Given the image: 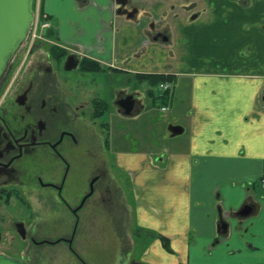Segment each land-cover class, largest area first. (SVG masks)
<instances>
[{"label":"crops","instance_id":"0c3cea01","mask_svg":"<svg viewBox=\"0 0 264 264\" xmlns=\"http://www.w3.org/2000/svg\"><path fill=\"white\" fill-rule=\"evenodd\" d=\"M46 1L48 12L61 16L70 9L68 16L78 18L80 12L76 14L72 0ZM94 1L97 6L82 11L86 30L78 40L90 47L98 34L109 45L117 35L121 60L127 57L125 51L136 56L134 66L128 67L136 75V81L130 76L133 90L139 92L134 115L118 118L139 147H128L125 131L103 135L112 145L119 168L132 175L135 189L131 210L136 224L133 231L129 229L128 241L120 231V211L112 215L117 223L111 225L112 231L107 228L110 225L98 226V232L120 234L114 241L118 242L115 264L120 263L124 241L131 253L127 264H264V0H205L212 20L194 22L183 15L176 22L177 46L185 51L172 60L174 70L168 72L172 90L164 94L151 79L138 82L137 76L164 72L171 60L166 52L155 47L142 51L147 34L143 25L140 29L113 16L110 0ZM159 1L150 0L151 8ZM163 11V7L153 10L157 17ZM119 67L122 81H129L123 76L127 68ZM158 99L160 108L168 109L161 112L169 113V126L184 128L181 135L172 137L168 126L164 138L171 140L161 143L162 148L155 127L164 123L155 125L145 115L150 101ZM145 129L156 138L151 148L146 147ZM119 179L124 186L123 172ZM249 203L255 205L252 211L233 214ZM222 220L230 224L227 232ZM58 245L39 250L35 256L0 247V264H92L86 257L87 241L74 243L83 260L69 245L59 250ZM98 245L102 246L98 249H108L110 239ZM41 251L49 254L42 256Z\"/></svg>","mask_w":264,"mask_h":264},{"label":"flooded vegetation","instance_id":"af4514ba","mask_svg":"<svg viewBox=\"0 0 264 264\" xmlns=\"http://www.w3.org/2000/svg\"><path fill=\"white\" fill-rule=\"evenodd\" d=\"M72 1L76 14L80 12L76 20L68 16L70 9L58 16L48 12L46 0H35L32 30L0 83V247L4 244V233L11 227L23 241L26 240L29 230L38 224L41 210L37 206L51 214L62 212L63 206L76 218L71 236L52 241L38 239L34 233L30 235V241L35 246H55L64 242L83 260L74 248L81 218L93 215L96 210L99 217L116 213L121 208L117 191L121 190L120 195L125 201L134 195L132 175L119 168L112 155V145L103 135L118 127L126 136H131L128 128H122L119 122H115L114 127L111 119L115 118L114 114L126 119L133 116L137 107L135 97L139 92L133 90L135 82L132 81L136 75H132L133 71L128 67L134 66L136 56L130 50L125 51L127 57L121 60L117 35L109 45L108 40L98 34L90 47L78 40L86 30L81 23L82 11L97 6V2ZM110 3L113 16L123 17L140 29L143 25L142 31L147 34L141 43L142 51L155 47L171 59L164 66V72L137 76L138 82L151 79L152 84L159 86L172 84L171 79H158L172 76L168 72L174 70L173 58L180 57L185 51L177 46L176 22L183 15L194 22L212 20L211 10L205 8V0H161L153 3V9L150 0L144 3L110 0ZM159 7L164 11L157 17L153 10ZM112 27L113 19L107 28L112 30ZM120 64L127 68L123 70V76L129 81L127 78L122 81ZM74 71L79 75L73 74ZM84 75H98L104 79L101 88L104 96L98 93V87H94L95 78L87 84L82 79ZM130 104L133 110L128 114L122 107ZM107 115L111 119L103 120ZM99 127L103 130L101 135ZM121 172L125 175V187L119 183ZM112 183H119V189L115 190ZM71 199H75L77 205L74 206ZM249 205L233 214H247L255 207L254 203ZM10 207L31 216L32 228L23 218L10 220ZM234 215L233 218H237ZM123 244L119 264H127L131 255L128 244L125 241ZM131 264L138 263L132 261Z\"/></svg>","mask_w":264,"mask_h":264},{"label":"rangeland","instance_id":"374dc122","mask_svg":"<svg viewBox=\"0 0 264 264\" xmlns=\"http://www.w3.org/2000/svg\"><path fill=\"white\" fill-rule=\"evenodd\" d=\"M42 25V24H41ZM73 74L79 75V73H77V71H74ZM72 74V75H73ZM93 78H95V83L96 85L94 87H98L99 89L97 90L98 93L102 96H104L103 90L101 89L102 86L104 85L103 83V78L99 77L98 75H84L82 76V79L84 81L90 82ZM161 104L162 101L161 100H156L153 101V103L150 101L149 103V108L147 110V112H145V115L150 118V119H154L155 120V125L164 123L162 125L161 128H158V126L155 127V131H156V138L158 141V146L160 148H162L161 143L164 142H168L171 139H165L164 138V133L166 131V128L170 125V123H167L169 117V113L166 114L164 112H161ZM114 119H111L110 117H108V115L103 119L105 121H109L110 119L112 120L113 125L115 124V122H119L118 119V115L114 114ZM120 118V117H119ZM130 120V119H129ZM121 122V121H120ZM148 122V121H147ZM175 123V122H172ZM119 124V123H117ZM116 124V125H117ZM149 125V122H148ZM115 127V125H114ZM117 133L119 132L118 127L113 128L112 133ZM151 130H143L144 135L147 134V148H151V146L153 145V139L156 140V138L152 137V134L150 133ZM103 132V130L99 127L98 128V133L101 135ZM149 133V134H148ZM126 136V135H125ZM133 133H131V136L128 135L126 136L127 139L129 140L128 143V147H130L132 150H135L139 147L138 144H136L137 142L135 141L136 139L134 138ZM167 140V141H166ZM155 148V145H154ZM73 183H75V180L72 178ZM119 183L115 184L112 183V186H114V189L116 190V188L119 189L118 186ZM121 188V187H120ZM121 191V190H120ZM120 191H117L119 193V203H120V207L118 210L120 211V219H121V225H120V231L121 233L124 235L125 240L128 241V237H131V234H129V229L131 231L134 230V224H136L134 222V213L135 212L133 209L131 210V206L132 205V201L131 198L129 196V199H127L126 201L123 199V195H120ZM123 192V191H122ZM58 202V201H57ZM59 203V202H58ZM71 203L75 206L77 205V201L75 199H71ZM60 204V203H59ZM20 207L22 208V205H20ZM38 210L40 211V215L37 218L38 219V224H36V226L34 227V229H30L28 232V237L26 238L25 241H23L21 239V237L17 234V232L11 227L9 229L8 232H5L4 234V244L2 246L3 250L6 252H11V253H20L23 250H26V256L27 254L29 256H35L36 254L38 255V251L39 250H48V248H52L49 247L51 245L46 244L43 245V247H40V249H38L34 244H32V242L30 241V235L36 233V237L38 239H48V240H58L59 238H69L76 226V218L73 217L70 212L68 211V209L62 206V212H58L57 214H51L48 211H45L43 207H39L37 206ZM134 208V207H133ZM92 209V208H91ZM10 215L9 219L10 220H14L18 218H23L26 221V224L29 225V228H32L33 224L32 223V218L31 216L28 217V214L26 212H21L19 211L20 209H16L14 207V209H12L11 207L8 208ZM85 210V209H84ZM95 210V207L94 209ZM117 210V211H118ZM97 211V210H96ZM93 211V215H88V216H84L81 218V221H79L78 226H77V231H76V240L77 242L80 244L81 242H85L87 241L89 243V249L87 250V260L92 263V264H115V259L118 256V249H117V243L114 242L116 241L118 238V235L120 234H116L114 232H98V226L101 225H110L108 228V230L112 231V224L117 225L116 222H113L114 217L111 214H107L105 216H101L99 217L98 215V211ZM37 230V232H35ZM125 232H124V231ZM132 233V232H131ZM110 239V248L108 249H98L102 248V246H99L98 244L101 243L103 240H109ZM112 241V242H111ZM12 242V244H11ZM60 245L57 246L58 250L61 249L65 244L64 242L58 243ZM27 246H30V249H27ZM80 246V245H78ZM31 248H37V249H33L31 250ZM42 256H47L48 254H46V252L41 251ZM51 257H53L54 259V255L50 254Z\"/></svg>","mask_w":264,"mask_h":264},{"label":"water","instance_id":"95a60500","mask_svg":"<svg viewBox=\"0 0 264 264\" xmlns=\"http://www.w3.org/2000/svg\"><path fill=\"white\" fill-rule=\"evenodd\" d=\"M34 2L35 0H0V83L15 54L28 39L35 20ZM122 108L128 114L133 110L132 104ZM169 131L172 137H176L184 132V128L171 125ZM229 225L222 220L225 232Z\"/></svg>","mask_w":264,"mask_h":264},{"label":"built area","instance_id":"2783aa9c","mask_svg":"<svg viewBox=\"0 0 264 264\" xmlns=\"http://www.w3.org/2000/svg\"><path fill=\"white\" fill-rule=\"evenodd\" d=\"M170 89H171V85L169 83L168 84H161V86H160V90L163 92L170 91ZM167 110H168L167 107L162 108V111H167ZM262 183L264 185V178L262 180Z\"/></svg>","mask_w":264,"mask_h":264},{"label":"trees","instance_id":"16d2710c","mask_svg":"<svg viewBox=\"0 0 264 264\" xmlns=\"http://www.w3.org/2000/svg\"><path fill=\"white\" fill-rule=\"evenodd\" d=\"M171 79V77H159V79H158V81H167V80H170Z\"/></svg>","mask_w":264,"mask_h":264}]
</instances>
